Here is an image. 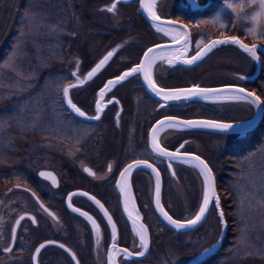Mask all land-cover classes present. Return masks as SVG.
I'll list each match as a JSON object with an SVG mask.
<instances>
[{"label": "rangeland", "instance_id": "374dc122", "mask_svg": "<svg viewBox=\"0 0 264 264\" xmlns=\"http://www.w3.org/2000/svg\"><path fill=\"white\" fill-rule=\"evenodd\" d=\"M114 1L30 0L27 4L30 6V16L26 21L23 19L18 27L19 19L16 15L20 14L18 8L25 5V0H0V57H5L0 58V153L14 152L15 141L19 147V142L24 146L33 139L29 153H33V162L38 169L51 165V153H126L124 166L145 154L139 153L137 144L140 139L135 140V128L142 126L147 134L160 116L170 113L177 116L186 114L189 118L210 116L214 119L243 120L253 114L254 106L235 101L211 109L198 104L188 110L158 113L156 105L142 90L137 89L130 92V100L137 105L134 113L130 114V107L126 110L130 142L125 143L121 138L107 143L105 141V144L103 140L99 141L96 126L90 127L79 121L67 110L62 99L63 86L74 83L75 77L71 76L74 71H79L84 78L109 51L116 52L113 63L108 68L109 74H117L138 62L148 47L160 41L146 29L148 25L137 5L120 6L113 13L107 12L106 9ZM232 2L240 5L247 0ZM175 5L183 16L184 12L196 16L186 23L202 44L224 36H236L248 46L260 45L264 50L261 38L257 36L252 39L248 34L250 20L245 17L251 14L254 6L238 15L224 6L225 0H164L159 7L160 14L175 19ZM218 15L225 22V28L212 22ZM18 41L22 43L18 45ZM257 76V62L246 58L236 47L228 46L214 53L192 73L181 74L171 81L165 77L157 79L160 84L171 88L191 87L194 84L202 87L242 86L249 79H254L257 82L254 92L263 99L261 93L264 92V79H256ZM124 92L125 90L120 93L121 96ZM71 96L83 111L94 115L96 89L75 91ZM142 104L145 106L142 107ZM235 110L239 112L234 113ZM142 111L149 114L140 117L139 113ZM114 125L116 128L115 123ZM192 137L195 142L192 150L201 157L208 156L211 161L225 154L223 151L227 152L237 145L234 140L223 138L216 141L214 147L207 152L201 143L202 136L193 134ZM167 139L165 137L163 143L168 144ZM181 142L182 140H178L176 146ZM240 169L242 174L239 183L234 186L237 197L231 206L235 213L229 214L233 217L236 215L233 227L237 235V247L232 264H244L247 259L250 262V258L256 259L264 255V216L261 215L259 206L253 203L254 199L262 195L260 181L264 179V137L259 149L241 161ZM176 171V175L181 174V182L173 181L166 174L164 199L173 216L183 220L198 212L202 203L203 180L196 171L191 170V180L188 183L183 170L176 168ZM80 174L83 176L82 169ZM138 179L144 186L142 212L156 227L154 249L151 257L143 264H199L201 254L217 245L223 237L218 211L214 208L205 225L195 233L178 235L167 231L158 224L160 219L153 205V179L145 173ZM24 180L18 177L10 182L11 185L8 182L2 185L7 191H4L0 201V247L8 245L3 238H8L11 229L13 214L10 211V197L15 191V185L23 186ZM227 181L231 182V178ZM250 194L253 200L249 199ZM224 201L228 205V197L225 196Z\"/></svg>", "mask_w": 264, "mask_h": 264}, {"label": "flooded vegetation", "instance_id": "af4514ba", "mask_svg": "<svg viewBox=\"0 0 264 264\" xmlns=\"http://www.w3.org/2000/svg\"><path fill=\"white\" fill-rule=\"evenodd\" d=\"M30 2V0L28 1ZM28 2H25V5H20L18 10L20 14L16 15V18L19 19V25L24 19L27 20L29 14L30 6L27 5ZM163 3L160 2V6ZM131 5H137L139 7V0H136ZM130 5V6H131ZM178 5V4H177ZM177 5H175L174 15L175 19L163 17L164 19L173 20L178 23L186 24L191 31L189 52L186 53V56L191 57L196 54L197 44H200V47L203 48L206 44H202L201 41L195 37L196 34L193 29L186 23L189 19L196 17L195 15H190L188 12H184V16L182 12H179ZM125 7H128L125 5ZM178 10V11H177ZM180 14V15H179ZM182 14V15H181ZM144 20V19H143ZM145 21V20H144ZM146 22V21H145ZM149 31L154 33L156 37L160 39L156 44L151 45L150 47H155L161 44H170L173 41L166 36H162L157 34L151 26L146 22ZM183 37H181V43H183ZM181 47V46H180ZM179 47V48H180ZM147 51V50H146ZM143 60V54L138 62H136L131 67L124 69L123 71H127L132 67H135ZM206 62V61H205ZM196 66L195 68H185L181 66H172L167 63L166 60L160 61L158 60L156 64L152 68L153 79L157 82L158 86H164L158 82L157 77H165V79H169L178 77L181 74L192 73V71L198 70L199 67L205 64ZM113 63V62H112ZM110 64V66L112 65ZM109 66V67H110ZM108 67V68H109ZM103 71L98 77H96L91 83L85 86L82 90H95L96 96L95 99L98 98V94L103 85L107 82L108 79H114L118 75L122 74V72L117 74H109V69ZM78 75L81 77V73L78 72ZM174 80V79H173ZM169 81V82H170ZM257 82H246V84L240 85H223L216 86L217 87H226V86H239L243 87L248 91H255V85ZM167 89H175L171 87L164 86ZM184 88V87H178ZM142 90L147 97L156 105V109L158 113L161 112H169L172 110L180 109L188 110L193 107L192 104H180V105H172L170 107L162 108L160 106L161 102L154 100L146 91L142 76L139 78H132L128 80L123 85L115 87V89L109 93L106 97V102L108 107L105 109L104 114L99 122L87 124L90 127L96 126L97 133L100 135L99 141L103 140L104 144L111 140H121L123 142H130L129 134H130V125L127 122V107H130V114L134 113L135 105L130 100V92L133 90ZM125 90V94H122ZM79 91V90H77ZM145 104H142V107ZM203 107H207L209 109L214 106L202 105ZM140 107V108H142ZM255 109V108H254ZM95 110V106H94ZM237 113L239 111L235 110ZM119 113L120 118L117 122L116 115ZM149 113L147 111H142L139 113L140 117H146ZM251 114V112H250ZM255 111L253 114L247 117L246 119L240 120H229V119H219L212 118L207 116L206 118H202L205 120H215L218 122L224 123H240L245 122L254 117ZM175 116L179 119H192L189 118L188 115L183 114L177 116L175 114H167L164 116H160L146 134L145 129L142 126L139 128H135V140L140 139L138 148L139 153H145L146 150L150 151L149 138L151 135L152 128L161 120H164L165 116ZM209 117V118H208ZM79 120V119H78ZM126 120V121H125ZM80 121V120H79ZM116 124V128L115 125ZM86 124V123H85ZM97 126H105V128L97 127ZM171 132V133H170ZM172 132H174L172 134ZM264 133V122L262 125L254 132L248 134L245 138H241L240 136H228L215 134L210 132H201V133H193L191 131H186L182 129H172L168 128L164 130V133L161 135V144L163 147H166L168 151H177L179 150L181 153L185 151L191 155L196 154L192 150L194 145L193 134H200L203 138L202 146L206 149L207 152L214 147V143L216 141L223 140V138H228L234 140L236 142V147L231 148L227 152L223 151V153H227L228 157L232 159L237 158L239 153H254V151H250V146L257 139L259 135ZM121 137H120V136ZM16 137V136H15ZM166 137L168 144L163 143V139ZM18 139V138H15ZM31 139V138H29ZM28 139V140H29ZM133 139V138H132ZM131 139V140H132ZM178 140H182L181 143L187 141L184 146V149H180L179 143L176 146ZM34 140H29L22 146L18 147L17 142H14V152H11V155L16 159L15 166L17 160L20 158L21 161L18 162V166H20L17 170L14 171V180L18 177L24 178V185H15L14 192L10 197V211L12 212V223L10 225V234L7 239L4 241L8 242L6 247H0V264H34V257L36 255L35 249L39 247L41 244L45 243H57L63 244L66 246L71 252L65 251L63 248L58 246H49L45 248L39 255L38 264H143L147 261L152 254L155 244V236H156V227L154 224L149 221L145 217L142 212V208L144 207V191H143V183L138 179V177L142 174H148L155 183V178L148 171H139L137 172L131 180V187L133 188L136 202L138 203L140 210L144 216L145 224L148 226L150 233V255L146 260H136L132 256H139L138 253L142 251L139 247V237L133 231V227L131 226L128 218L125 215L123 210V201L118 188H116V182L120 180V172L123 171V168L127 166L129 163H133L134 160L127 163L123 166L124 157L126 153H51V165L45 168H35L36 164L33 162V153H29L31 149V142ZM147 142L145 144V142ZM171 144V145H170ZM101 146V145H100ZM97 146V148H100ZM146 147V148H144ZM138 151V150H137ZM38 155V154H37ZM124 155V156H122ZM65 156V158H64ZM222 156V155H221ZM126 158V157H125ZM209 166L213 169L214 176L217 182V188L219 192V196L221 199L222 209L224 211L225 217L227 219V209L225 208L224 197L227 195L225 191V185L227 184V180H229L226 176L221 175L219 166V157L216 159L210 160V158L202 157ZM184 159L179 161L172 162V168L169 169L167 160H158L153 162L149 159L150 163H154V165L159 170L162 176L163 182V204L166 210L170 215L173 214L169 211L167 207V203L165 201V188H166V177L165 175H169V178L173 179V181L181 182V174L178 173L176 175V168H181L183 170L184 178L186 182L190 183L191 170H196L191 165L183 162ZM2 161V160H1ZM0 161V163H1ZM15 161V160H14ZM19 161V160H18ZM231 163H234L231 161ZM112 165V169L109 172L108 166ZM14 166V165H13ZM14 166V167H15ZM123 166V167H122ZM162 166V167H160ZM122 167V168H121ZM88 168L96 175L95 177L89 176L84 169ZM13 169V168H12ZM82 169L83 176L80 174V170ZM40 171H49L56 175L57 177V186H52L50 181H46L42 179L39 175ZM175 173V175H173ZM171 181V180H170ZM172 183V181H171ZM11 185V183H8ZM75 192H87L90 196H95L96 199L100 200L102 204H104L105 208L108 210L109 215L112 216L113 222L117 226V241L116 247L117 250L126 249L128 252L132 253L130 258H126L123 251L112 252V262L109 261L110 249L112 246L111 241V227L108 225L107 220L103 217V213L96 207V205L88 199L87 196L77 195L72 198V205L74 208L80 209V211L87 212L93 219L96 220L99 225V239L97 238V234L92 231L91 224L82 216L79 215L78 212H73L71 208L68 207V196ZM35 193V196H33ZM0 195V201L2 198ZM225 195V196H224ZM37 198L39 199V203H37ZM154 200V199H153ZM44 204L56 217L53 220L51 217L47 215L40 208V204ZM230 204V203H229ZM59 207V208H58ZM148 207V205H147ZM230 207V205H228ZM214 205L212 210L214 209ZM59 209V211H58ZM211 210V213H212ZM210 213V215H211ZM30 215L36 220V223L33 224L32 220L25 218L19 225L18 231L16 233L15 239L12 238V228L16 227V220H18L21 216ZM174 217V216H173ZM175 218V217H174ZM157 224V223H156ZM159 226L164 227L168 230L161 222L158 223ZM7 249H11L8 251ZM50 251V252H49ZM75 256L76 259L73 260L72 256Z\"/></svg>", "mask_w": 264, "mask_h": 264}, {"label": "snow or ice", "instance_id": "6c2138e0", "mask_svg": "<svg viewBox=\"0 0 264 264\" xmlns=\"http://www.w3.org/2000/svg\"><path fill=\"white\" fill-rule=\"evenodd\" d=\"M140 7L147 13L153 25L156 27L157 32H164V34L170 35L167 29L172 27V22H168V24L161 26L158 21H160V16L157 15V12L153 8V3H147L146 0H139ZM236 3L232 2V0H225V7L230 9L232 12ZM262 9H264V0H260V5ZM117 5L114 3L111 7L107 8L106 11L112 13L116 10ZM245 19L250 20V25L248 27V33L254 32L257 29L258 25L254 22L253 17L250 15L246 16ZM216 23L220 28H225L226 24L222 20L221 16L218 15L212 21ZM188 33L183 29H173L172 39L173 41H180L181 37H184L183 43L181 47L177 49H169L166 52L157 53L152 47H148L147 51L143 53V60L139 62L136 67H132L127 71H123L122 74L118 75L115 79H108L107 82L100 89L98 98L95 101V110L94 115L88 116L86 112L81 110L80 107L73 102V98L70 95L72 89L77 88L79 85L84 84L86 81H90L99 73L105 65L109 63L114 55V51H109L107 54L87 73V77L85 79H81L78 75L77 71L71 73L72 77H75V83L68 84L67 86H63L62 88V99L67 104V107L72 110L78 117L89 121H100L102 118V113L104 112V97L112 92V90L120 85L122 82L128 81L130 78H139L141 75L143 77V83L146 85L147 89L158 98V101L161 102V107H170V102L175 103H184L189 102L195 99H203L208 101H217L221 99H227L235 102H245L248 105L254 106L258 111L254 114V117L247 122H244L240 125H233L230 123H221L215 120H198V119H178L175 116H165L164 120L158 122L157 127H153L151 131V135L149 138L150 141V151L145 152V154L140 158H135L133 163L127 164L126 167L123 168V171L120 172V180L116 182V188L119 189L120 195L123 197V210L128 215V219L132 221L133 231L139 237V247L142 249L138 253L140 257H144L145 254L149 251V236L148 229L144 227L143 224H138L140 220L139 212L136 209L135 199L132 194L131 186L128 182V178L132 175V173L136 170H150L151 174L155 177V209L159 213V216L162 217L164 221L167 222L169 226H171L174 230L180 231H191L195 229L205 218L206 214L210 213V205L214 202V207L218 210L219 213V222L221 226H226V222L224 220V212L221 209L220 199L216 195L215 191V176L213 173V169L209 166V164L202 159L199 155H193L190 159H184L183 162L186 164H190L195 168L199 169V174L203 177L202 181V203L199 205L198 212L194 214L193 217L187 219H174L167 211H165L164 207L161 204V176L160 172L157 170V167L154 166V163H149V159L153 162L158 160H167L169 162V169L172 168L173 161L181 160L182 156L189 155L186 151L181 153L179 150L177 151H168L166 147H161V143L158 140L159 132L164 128H172V129H215L222 133H227L230 130L238 133L239 135L248 134L252 129L253 125L257 122V120H264V101L261 100L259 96L256 95L255 92H246L243 87L222 89V88H214V87H202L199 84H194L191 87L184 88H175V89H167L164 86H158L157 82L153 79L151 69L156 64L158 60L163 61L166 60L169 65H172L176 62L182 63L184 65H194L198 61L202 60L209 52H211L214 48H217L220 45L232 44L238 46L245 53H248L254 60L257 58V51L255 45L249 47L248 45L242 43L236 36H224L222 39L213 40L211 43H208L206 47H200V44H197L196 54L191 56V58H186V53L189 50L190 40L187 39ZM22 43V41H18ZM15 56V52L13 53V57ZM77 68H79V61H77ZM243 79V77H241ZM120 115L117 113L116 119L119 121ZM79 142V139L77 140ZM181 143L179 145L180 149H184L185 144ZM112 169V165L108 166L109 172ZM84 171L89 175L95 177V173L90 169L85 168ZM39 175L46 181H50L52 186H57V179L53 175L52 172L49 171H40ZM175 175V173H173ZM260 191L262 195L258 198L254 199L249 196L250 200H253V203L259 206V210L262 216H264V179L260 181ZM81 196H87L89 200H91L97 208L103 213V217L107 220L108 225L111 227V241L112 246L110 249L109 261L112 262V252L123 251L126 258H130L132 256L131 252H128L126 249L117 250L116 241H117V226L113 222V218L109 215L108 210L105 208L104 204L101 203L100 200L96 199L95 196H90L87 192L80 193ZM35 196V193H33ZM37 203H39V199L37 198ZM68 207L72 209L73 212H78L80 216L84 217L92 226V231L97 234V238L99 239V225L96 220L93 219L87 212L80 211L78 208H74L72 205V194L68 196ZM40 208L43 209L45 213L53 220L56 219L55 215L50 212L44 205L41 203ZM24 216H21L18 220H16V225L20 224V220H23ZM32 220V223L35 224L36 220L32 217H29ZM12 238L15 239L16 236V228H12ZM45 245L41 244L39 247L35 249V252L39 254L41 249L44 248ZM60 248H64L63 244L59 245ZM216 245H213L212 248L206 249L204 253L201 255H206L208 252L214 250ZM10 251L11 249H7ZM67 251V249H65ZM35 259V257H34ZM72 259L75 260L76 257L73 255Z\"/></svg>", "mask_w": 264, "mask_h": 264}, {"label": "water", "instance_id": "95a60500", "mask_svg": "<svg viewBox=\"0 0 264 264\" xmlns=\"http://www.w3.org/2000/svg\"><path fill=\"white\" fill-rule=\"evenodd\" d=\"M136 0H115V4L117 5V8H118V6L119 5H130V4H132V3H134ZM161 0H146V2L147 3H153V8H154V10L157 12V15L158 16H160V14H159V12H158V4H159V2H160ZM189 2H191V1H194L195 2V0H188ZM140 6V5H139ZM113 13V12H112ZM140 13H141V15H142V17L145 19V21L151 26V28L157 33V34H161L162 36H166L165 34H164V32H157L156 31V27L153 25V22L151 21V19L149 18V16L147 15V13L140 7ZM160 21H158L157 23H159L161 26H164V25H166V24H168V22H172V27L171 28H169V29H167L168 31H169V33H170V35H167L166 37H168L169 39H171L172 41H173V39H172V34H173V29H183L185 32H187L188 33V36H187V39H189L190 40V38H191V32H190V30H189V28L186 26V25H184V24H182V23H178V22H175V21H172V20H166V19H163L161 16H160ZM183 40H184V37L182 38ZM239 39V38H238ZM217 40V39H216ZM240 40V39H239ZM242 43H244L242 40H240ZM212 42V41H211ZM210 42V43H211ZM245 44V43H244ZM182 45V43H181V41H178V42H176V41H173L172 43H170V44H162V45H158V46H155V47H152L157 53H160V52H166V51H168L169 49H179V47ZM247 45V44H246ZM207 46V45H206ZM206 46H204V47H206ZM228 46H234V47H236L242 54H244V55H246V56H248V57H250V58H252L248 53H245L242 49H240L238 46H236V45H232V44H227V45H220V46H218L217 48H214L211 52H209L202 60H200V61H198L196 64H194V65H184V64H182V63H179V62H176V63H174L172 66H182V67H186V68H193V67H196L197 65H199L202 61H204L206 58H208V56H210L213 52H215V51H217V50H219V49H221V48H223V47H228ZM256 46V48L258 49V51H257V53H256V55H257V58L258 59H253L254 61H256L257 62V65H258V76L260 75V72H261V69H262V60H261V58H260V55H262L263 57H264V50H263V48L260 46V45H255ZM203 47V48H204ZM249 47H252V46H249ZM188 52L190 53V51L188 50ZM115 53L116 52H114V55H113V57H112V59L109 61V63L107 64V65H105V67L99 72V73H97V75L95 76V77H93V79L92 80H94L96 77H98L108 66H109V64L112 62V60L114 59V57H115ZM186 58H188V56H186ZM95 67V66H94ZM136 67V66H135ZM151 72H152V69H151ZM142 76V75H141ZM153 76V75H152ZM258 76L256 77V78H258ZM87 77V76H86ZM134 78V77H133ZM115 79V78H114ZM130 79H132V78H130ZM129 79V80H130ZM92 80H90V81H86L84 84H82V85H79L77 88H74V89H72L71 90V92H70V95H71V93H72V91L73 90H75V89H79V88H82V87H85L87 84H89ZM142 80H143V77H142ZM249 80H254V79H249ZM127 81H125V82H122L120 85H123L124 83H126ZM144 84V83H143ZM120 85H118V86H120ZM144 87H145V89H146V91H147V93L154 99V100H156V101H158V98L157 97H155L148 89H147V87H146V85H144ZM222 89H229V88H236L235 86H228V87H221ZM115 89V88H114ZM113 89V90H114ZM112 90V91H113ZM246 90V89H245ZM246 92H250V91H248V90H246ZM111 93V92H110ZM109 94V93H108ZM107 94V95H108ZM107 95L104 97V99H103V104H104V102H105V100H106V97H107ZM257 95V94H256ZM258 96V95H257ZM261 100H262V98H261ZM263 101V100H262ZM159 102V101H158ZM228 102H230V100H227V99H221V100H217V101H215V102H213V101H208V100H203V99H195V100H192V101H189V102H184V103H175V102H170L171 103V106L172 105H180V104H195V103H200V104H203V105H219V104H225V103H228ZM66 104V103H65ZM66 107H67V104H66ZM108 107V105L107 104H104V111H105V109ZM162 108H166V107H162ZM67 109L68 110H70L71 112H72V110L70 109V108H68L67 107ZM256 109V108H255ZM258 111V109H256V112ZM76 117H78L74 112H72ZM103 114H104V112L102 113V116H103ZM86 115H88V114H86ZM89 116V115H88ZM79 119H81V120H83V121H85V122H87V123H93V122H98V121H89V120H86V119H83V118H81V117H78ZM179 119V118H178ZM198 120H205V119H198ZM249 121V120H248ZM247 122V121H246ZM264 122V120H257V122L253 125V127H252V129L250 130V132L248 133V134H250V133H252V132H254V131H256L261 125H262V123ZM221 123H223V122H221ZM242 123H244V122H240V123H230V124H233L234 126L235 125H240V124H242ZM158 126V123L154 126V127H157ZM166 129H168V128H164V129H162L160 132H159V135H158V140L160 141V137H161V135L164 133V130H166ZM182 130H186V131H192V132H210V133H215V134H221V135H228V136H240L241 138H245L248 134H244V135H239L238 133H236V132H233V131H229V132H227V133H222V132H219L218 130H215V129H210V128H205V129H182ZM161 143V142H160ZM149 145H150V141H149ZM161 147H163L162 145H161ZM194 154H191V155H187V156H182V158L181 159H190L191 158V156H193ZM150 163V162H149ZM190 165V164H189ZM155 166V165H154ZM192 166V165H191ZM192 167H194V166H192ZM195 168V167H194ZM195 169H197V168H195ZM158 170V169H157ZM139 171H143V170H136V171H134L133 173H132V175L128 178V182H129V184H130V186H131V180H132V177L137 173V172H139ZM146 171H149L150 173H151V171L150 170H146ZM159 171V170H158ZM197 171L199 172V169H197ZM53 175L56 177V175L53 173ZM160 176H161V174H160ZM153 177H154V175H153ZM155 178V177H154ZM203 178V177H202ZM43 179V178H42ZM56 179H57V177H56ZM131 190H132V194H133V197H134V192H133V189H132V187H131ZM118 191H119V189H118ZM215 191H216V195L219 197V193H218V188H217V182H216V178H215ZM120 192V191H119ZM80 193H82V192H75V193H73L72 194V198L74 197V196H77V195H80ZM162 194H163V182H162V176H161V204H162V206L164 207V205H163V202H162ZM134 199H135V197H134ZM154 199H155V197H154ZM219 199H220V197H219ZM122 201H123V197H122ZM44 205V204H43ZM135 205H136V209H137V211L139 212V215H140V220L138 221V224H143L144 225V227L145 228H147V226L144 224V222H143V217H142V215H141V213H140V211H139V208H138V205H137V203H136V200H135ZM213 205H214V202H213V204L212 205H210V211H211V209H212V207H213ZM154 206H155V202H154ZM44 207H46L45 205H44ZM47 208V207H46ZM48 209V208H47ZM164 209H165V207H164ZM49 210V209H48ZM156 210V209H155ZM50 211V210H49ZM165 211H167L166 209H165ZM51 212V211H50ZM156 213L158 214V216H159V213L156 211ZM209 214L210 213H208V214H206V218L195 228V229H193V230H191V231H180V232H178V231H176V230H174L171 226H169L168 224H167V222L166 221H164L163 219H162V217H160L159 216V218H160V220L162 221V223L165 225V226H167L169 229H171L172 231H174V232H176L177 234H189V233H193V232H195V231H197V230H199L205 223H206V221H207V219H208V217H209ZM125 215H126V217L128 218V215H127V213H125ZM170 215V214H169ZM28 217H32L33 218V216H30V215H24V219L25 218H28ZM129 220V219H128ZM224 220H225V218H224ZM22 222V220H20V223ZM129 222H130V224H131V226L133 227V224H132V221L131 220H129ZM226 222V221H225ZM20 225V224H19ZM19 225H16V233H17V231H18V228H19ZM148 229V228H147ZM227 229H228V225H227V223H226V226H223V237H222V239L219 241V243L216 245V247L214 248V250L213 251H211V252H208L206 255H201L200 257H199V264L200 263H202V262H204L206 259H208L209 257H211L212 255H213V253H215L220 247H221V245H222V242H223V240H224V238H225V235H226V232H227ZM148 236H149V251L145 254V256L144 257H140V256H132L134 259H136V260H145L148 256H149V252H150V233H149V230H148ZM45 245V247L44 248H42L41 249V252L45 249V248H47V247H49V246H58L59 247V245L60 244H57V243H45L44 244ZM64 250L65 249H67V252H71L67 247H65L64 246V248H63ZM40 252V253H41ZM40 253L39 254H37L36 253V255H35V259H34V264H38V258H39V255H40Z\"/></svg>", "mask_w": 264, "mask_h": 264}, {"label": "trees", "instance_id": "16d2710c", "mask_svg": "<svg viewBox=\"0 0 264 264\" xmlns=\"http://www.w3.org/2000/svg\"><path fill=\"white\" fill-rule=\"evenodd\" d=\"M28 1L29 0H25V2H28ZM1 57L5 59L3 55H1ZM261 78L262 80L264 79V60H263V70H262ZM261 95L264 98V92L261 93ZM263 137H264V133H262L261 135L257 137V139L249 147L250 151H257L259 149V147L262 145ZM19 144L21 145L19 146V148H21L22 144L20 142ZM250 154L252 153H239V157L237 158L235 157V159L231 158L233 156L228 157L226 153L223 154L222 156H219V163H220L219 169L221 171V173L219 174L226 176L228 179L231 178V182L228 183L227 181L229 185L227 186L226 184L225 191H224L230 203V204L228 203V205H230L229 208L232 209V210H229V209L227 210L228 214L235 213L233 212V207L231 208V206L235 203V200L237 197V194L234 190V186L239 183V179L242 174V171L240 169L241 161L248 158ZM20 158L18 159L19 161L17 160L16 166H15L16 159L13 157V155H11V153H6V154L0 153V161L2 160L0 163V195L3 194L4 191H7L5 190V187H2V185L6 184L7 182L10 183L13 181L14 174H15L14 171L20 167L17 165L19 164L18 162L21 161ZM231 161H233L234 163H231ZM228 205H225L226 209L228 208ZM234 217H236V215ZM234 217L231 215H227L229 232L220 250H218L215 256L203 262L202 264H227V263L232 264V258L235 257L233 253L235 252V249L237 247V235L233 227ZM248 262H249V259H247V263L244 262V264H264V255L257 257L256 259L250 258V262L249 263Z\"/></svg>", "mask_w": 264, "mask_h": 264}, {"label": "clouds", "instance_id": "9594fccd", "mask_svg": "<svg viewBox=\"0 0 264 264\" xmlns=\"http://www.w3.org/2000/svg\"><path fill=\"white\" fill-rule=\"evenodd\" d=\"M260 0H247L246 3L235 5L233 11L238 15L246 11V9L253 8L251 16L253 17L254 22L258 25L257 29L254 32L248 33L252 39H256L257 36L261 38V41L264 42V9L260 6Z\"/></svg>", "mask_w": 264, "mask_h": 264}]
</instances>
